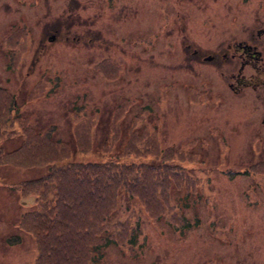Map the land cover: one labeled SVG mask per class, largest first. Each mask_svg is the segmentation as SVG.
<instances>
[{
  "label": "rangeland",
  "instance_id": "1",
  "mask_svg": "<svg viewBox=\"0 0 264 264\" xmlns=\"http://www.w3.org/2000/svg\"><path fill=\"white\" fill-rule=\"evenodd\" d=\"M42 1L34 10L37 5H29L39 0L0 1V86L16 95L20 114L31 120L34 133L55 126L51 134L56 143L54 147L40 144L43 154H59L68 159L66 163H85L110 160L109 156L124 146L140 153V136L146 133L144 128H138L140 123L136 125L140 112L157 127L161 149L176 146L178 152L183 144L192 142L194 152L204 162L189 166L191 157L184 156L187 159L182 158L180 163L187 169L197 166L191 172L199 179L200 199L189 196L185 200L182 188H172L176 207L190 227L181 231L168 214L150 219L142 203L125 193L117 217L128 218L130 209L138 214L140 252L134 255L112 245L101 264H264L263 193L255 181L240 175L257 161L255 153L264 150V88L259 93L248 87L243 91L239 84L240 91L233 93L215 68L195 61L197 65L192 63L191 70L184 44L183 55L170 56L163 45L151 54L141 53L139 48H124L139 38L158 35L163 22L174 20L171 11L161 8L174 6L181 9L170 34L172 39L178 40L183 32L189 38L187 45L200 48L204 55L212 54L228 45L235 32L229 22H235L239 14L243 20L239 30L244 33L249 32L253 19L264 21V0H162L165 4L138 0L121 4L111 14L106 13L103 0H81V7L88 11L76 10L72 18L83 22L68 29V33L62 30L61 36L54 30L55 22L60 20L64 25L68 21L66 12L71 0ZM188 5L190 8L184 11ZM258 6L262 12L255 9ZM138 14L139 19H131ZM208 15L213 23L207 26ZM103 17L117 22L127 17L132 21L102 22ZM23 26L28 28L27 36L18 31ZM9 36L10 42L17 39L7 46L10 51L22 48L21 37L29 40L33 48L18 70L8 66L3 44ZM77 37L82 40L77 41ZM104 53L119 55L129 63L127 77L122 69L105 70L113 78L118 77L119 82L112 85L114 79L101 73L104 83L89 70V65ZM42 81L44 86L39 88ZM37 89L40 99L31 96ZM138 96L148 103V109H133L116 129H111L108 117L101 116L95 124L100 112L107 114L122 98L139 99ZM5 103L4 99L0 101V121L4 122ZM9 126L17 136L0 144V155L10 163L0 165V264H34L35 239L19 230L18 222L24 211L35 207L37 197H22L11 187L41 178L48 168L38 164L37 159L30 166H14L16 163L6 155L16 153L18 158L26 156L29 161L36 154H26L32 140L23 153L18 151L27 132L15 122H9ZM106 145H112L115 151H105ZM130 153L127 149L126 156ZM17 236L21 243L12 242Z\"/></svg>",
  "mask_w": 264,
  "mask_h": 264
},
{
  "label": "trees",
  "instance_id": "2",
  "mask_svg": "<svg viewBox=\"0 0 264 264\" xmlns=\"http://www.w3.org/2000/svg\"><path fill=\"white\" fill-rule=\"evenodd\" d=\"M3 99L7 101V107L5 122L0 121V128H4L0 130V136L6 134L5 129L10 131L9 122H22L16 117L14 97L7 95ZM21 129L27 134L18 151L23 153L32 140L26 154H36V158L31 156L28 161L26 156L18 158L16 153L6 155L7 158L16 163L14 166L23 167L32 165L37 159L38 164L43 163L41 166L48 168L41 178L11 187L22 197L31 194L37 197L35 207L24 211L18 222V229L35 239L36 264H99L112 244L129 249L135 247L139 222L135 224L129 218L117 217L121 207L119 196L124 192L139 200L151 219H158L163 214L170 218L172 214L181 231L187 226V221L176 214L177 202L172 188H182L190 194L198 189L199 181L191 175L181 179L184 172L180 152L163 150L144 135L140 136V153L128 146L115 151L112 145H106L103 146L105 151H115L110 158L104 155L110 160L66 163L68 159L59 154L46 155L40 149L41 145L54 147L56 142L49 132L34 133L26 121L22 122ZM10 133L13 135L14 132ZM127 149L131 153L126 156ZM132 156L135 158L131 159ZM191 159L194 162L197 157L193 155ZM9 164L0 155V165ZM130 215L135 217L133 213ZM131 216L128 217L132 219Z\"/></svg>",
  "mask_w": 264,
  "mask_h": 264
},
{
  "label": "flooded vegetation",
  "instance_id": "3",
  "mask_svg": "<svg viewBox=\"0 0 264 264\" xmlns=\"http://www.w3.org/2000/svg\"><path fill=\"white\" fill-rule=\"evenodd\" d=\"M80 3L81 2L79 0H71V5L68 8L70 15H73L75 10L88 11L87 8L81 7ZM98 10L101 9L98 8ZM244 12L245 10H243V13ZM241 14H239V16H241ZM251 23L252 28L251 30H249V32L245 31L246 34L244 37H246V40L240 45L243 51V53L241 52V58L237 57L238 53L235 55L234 45L233 48L231 47V45H229V49H223L214 52V57H211L210 64H221V61L225 66H229V64L234 66L236 64L237 67L240 68V60L242 59V63H247L244 66L252 67L255 70H258L259 73H264V27L260 26V24H263V21H261L260 18H255L252 20ZM54 30H56L58 35H60V31L58 29L54 28ZM203 58L204 57H202L201 55H199L198 52H196L194 57L193 55L191 56L190 60L193 61V59H196L198 62L203 63ZM261 85L262 84H260L259 86L261 87Z\"/></svg>",
  "mask_w": 264,
  "mask_h": 264
},
{
  "label": "bare ground",
  "instance_id": "4",
  "mask_svg": "<svg viewBox=\"0 0 264 264\" xmlns=\"http://www.w3.org/2000/svg\"><path fill=\"white\" fill-rule=\"evenodd\" d=\"M158 42H159V40H158ZM157 43H156V46H157ZM0 99H2V98L0 97ZM18 118H23V116L20 114V112L18 113ZM21 120H22V122L25 121V119H21ZM18 122H20V121L15 122V124L18 123ZM15 243H21V242L20 241H17Z\"/></svg>",
  "mask_w": 264,
  "mask_h": 264
}]
</instances>
